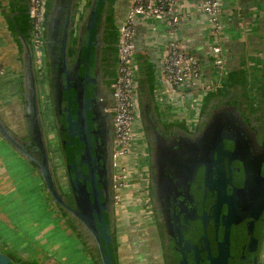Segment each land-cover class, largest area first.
Here are the masks:
<instances>
[{
	"label": "flooded vegetation",
	"instance_id": "1",
	"mask_svg": "<svg viewBox=\"0 0 264 264\" xmlns=\"http://www.w3.org/2000/svg\"><path fill=\"white\" fill-rule=\"evenodd\" d=\"M99 23H101L100 17L96 20L94 40ZM117 39L119 45V35ZM86 40L88 37L85 38ZM115 40L114 36H111V42ZM94 54L95 49L92 48L89 63V75L92 80L95 77L96 65ZM85 59L86 45L83 62ZM46 62L44 66L47 86L45 89L48 92L46 100L42 97V86L39 87L42 113L44 119V110L49 113L50 122L47 129L50 133H47V137L53 165L59 166L61 163L64 169L65 179L62 180L58 175V169L55 171L56 178L63 193L69 194L70 182L60 149L62 141L60 143L58 141L56 124L53 120L54 111L49 94L51 73L49 76ZM238 74L240 77L237 81L229 83L228 86L226 81L221 84L214 82L210 90L195 95L197 98L201 97L199 100L201 104L203 102L202 106L198 104L195 118H192L188 111L176 124L162 123L159 118L157 122L156 120L151 122L149 119L143 120L140 115L136 148L127 160V168L134 173L126 183L135 182L132 185L141 192L142 197H139L143 200L141 208L145 209L140 217L146 219V232L142 233L143 236L139 240L131 228L126 229L125 232L128 234L130 230L133 244L136 243L134 246L141 243L143 249L147 250L148 256L151 257L153 254L156 263L151 261L150 264H212L213 256L220 250H225L224 245L228 246L230 252L227 264H264V241L257 257L251 253L254 228L248 227L247 224L239 225L236 219L232 220V207L237 205L235 193L244 184L248 168H254L255 161L249 160L248 157L256 155L261 148L264 130V78L261 85L255 88L251 83L245 85L243 70ZM112 75L116 80L117 71L111 74V79ZM111 88V94H114L113 85ZM92 90L91 85L90 91ZM209 92L213 94L207 96ZM63 96L64 116L61 122L65 126L63 135L68 160L75 158L80 178L88 174L86 165L81 166L82 163L96 164V175L103 174L102 167L106 168L104 176L112 191L111 203L115 216L114 255H117L120 264L119 254L122 245L118 239L120 233H117L120 230L116 204L121 183H117L118 167L114 162L113 107L106 110L109 115L104 114L99 105H96L95 112H89L90 131L86 132V139L88 138L91 145L86 148L87 145L82 141L76 120L73 121V129L69 130L66 116L68 101L66 90ZM74 107L73 101L71 102L73 113ZM52 131L56 135V147L52 144ZM59 137L61 138V134ZM209 143L214 145L207 149ZM57 153L60 159H57ZM84 154L86 160L81 157ZM130 158H132L131 165L128 162ZM128 187L126 185V188ZM53 207L57 222L70 233L77 245L82 247V243L72 232L71 225L57 207L55 205ZM105 220L110 230L107 214ZM245 260L246 262L243 263Z\"/></svg>",
	"mask_w": 264,
	"mask_h": 264
},
{
	"label": "water",
	"instance_id": "2",
	"mask_svg": "<svg viewBox=\"0 0 264 264\" xmlns=\"http://www.w3.org/2000/svg\"><path fill=\"white\" fill-rule=\"evenodd\" d=\"M85 1L84 10L79 15V5L83 2L82 0H47L44 15V66L47 61L49 76L51 73L49 94L54 111L53 120L56 124L58 141L59 143L62 141L60 149L66 175L70 182L69 194H64L59 186L49 148L39 88L41 72L37 65L34 49L33 21L30 16L29 4L28 17L31 23V32L30 37L24 43L21 70L22 94L26 109V135L25 137L16 135L0 118V137L35 169L50 201L71 225L72 232L82 243V247L91 258L92 263L118 264L117 255L112 253V250L114 253L116 250L114 240L116 228L113 203H111L112 191L104 176L106 168L102 167L103 174L96 175V164L82 163L81 166L86 165L88 174L82 178L79 177L75 158L72 157L68 160L66 155L63 135L65 126L61 122L64 116L62 112L63 92L66 90L68 97L66 116L69 121V130L73 129V121L76 120L77 127L81 131L82 141L88 148L91 145L88 138L86 139V132L90 131L89 112H95L96 105H99L102 112L109 115L106 110L115 105L114 94H111V86L115 83V78L112 75L111 79V74L117 71L119 29L109 26L112 19V9L109 8L112 0ZM99 16L101 23H99L96 40H94V28ZM111 36L116 39L114 42H111ZM86 37L88 40L85 41ZM85 45L86 59L83 62ZM92 48L95 49L94 57H96L93 80L89 75ZM54 68L55 70H53ZM45 71L46 68L43 71V74L46 75ZM141 82L139 73L138 104L141 118L157 122L158 118L153 117L151 107L148 106V98L146 101L143 99L145 94L142 93ZM91 85L92 92L90 91ZM71 97L74 100L71 101ZM73 101L74 113L71 108ZM208 120L206 121L208 122ZM262 138V146L256 155L248 157L249 160L255 161L254 168H248L244 184L235 193L237 205L232 207V220L236 219L239 225L247 224L248 227L254 228L251 253L257 257L264 241V130ZM254 142H256L255 139ZM212 145L214 144L209 143L207 149ZM218 147L220 146L218 145ZM81 157L86 160V154ZM225 193L227 194V188ZM105 214L109 217L110 230L106 225ZM223 247L225 250H220L219 253H216L217 255L213 256L212 264H227L230 252L227 245ZM18 257L0 248V264H34L29 261L25 262L26 260ZM245 262L246 260L243 263Z\"/></svg>",
	"mask_w": 264,
	"mask_h": 264
},
{
	"label": "crops",
	"instance_id": "3",
	"mask_svg": "<svg viewBox=\"0 0 264 264\" xmlns=\"http://www.w3.org/2000/svg\"><path fill=\"white\" fill-rule=\"evenodd\" d=\"M82 1L79 5V15L82 14L86 4L85 0ZM28 4L29 0H0V59L3 68L0 73V118L20 137L26 135V109L22 94L21 70L24 43L31 32ZM195 7L194 0H178L177 8L182 13H192ZM111 9L112 19L109 26L119 28L127 15V0H112ZM224 11L222 41L228 73L219 83L226 81L228 86L237 78L239 71L243 70L245 85H249L252 80V84L255 85L256 75L260 70H262V80L264 78V0H225ZM179 33L191 52L199 59L204 82L215 81L209 56V47L215 38L213 39L206 18L189 16L182 24ZM166 38L167 28L163 24L145 22L138 25L135 36V60L138 77L139 73L141 74V88L142 93L145 94L143 99L146 101L148 98V106L151 107L153 117L159 118L162 123L177 124L182 115L187 113L186 104L181 101V94L164 96L157 80ZM45 82L46 75H40L39 87L42 86L43 99L46 100L48 92L45 89L47 87ZM212 94L213 92H209L207 96ZM198 97L199 104L201 97ZM45 196L49 197L35 169L0 137V227H4L3 231L0 230L2 248L16 255L14 248L18 246L20 250L17 249L16 252L23 254L22 258L27 261L35 258L34 254L37 252V259L33 261L35 263L52 261L55 264L56 262L63 264L64 261L69 260L74 264L77 257L81 264H93L82 247L84 255L81 251L78 252L79 250L75 251L70 233L62 226L61 230L58 229L57 220L53 223L49 217H45L44 211L38 205ZM42 217L46 219V224L42 221ZM10 221L13 224H7ZM126 227L127 225L121 227L119 219V230L126 233ZM31 228L36 230L30 231ZM62 231L63 233H60ZM6 232L13 233V236L7 237ZM59 235L68 239L72 249H65L68 248L67 243L54 247L51 245L57 241ZM19 239L20 242L15 244L14 240ZM43 239H46L44 244ZM25 240L30 242H24ZM6 242L10 244L8 247L5 246ZM36 242H39L41 248ZM38 247L40 249L36 251L35 248Z\"/></svg>",
	"mask_w": 264,
	"mask_h": 264
},
{
	"label": "built area",
	"instance_id": "4",
	"mask_svg": "<svg viewBox=\"0 0 264 264\" xmlns=\"http://www.w3.org/2000/svg\"><path fill=\"white\" fill-rule=\"evenodd\" d=\"M195 10L182 13L178 0H127L128 11L119 27V48L117 78L113 84L115 105L114 162L122 160L127 164L134 153L138 139L140 112L138 104V68L136 65L135 36L138 25L145 22H156L167 28V38L157 80L164 96L180 95L186 104L187 112L195 118L198 101L195 95L212 88L228 73L227 60L223 47V15L225 0H194ZM47 0H29L30 16L33 21V43L39 71H44V15ZM205 17L213 35V44L209 47V56L216 80L204 82L203 69L199 59L191 52L190 47L181 38L179 30L189 16ZM0 59V73H2ZM216 83V84H217ZM194 98V100H191ZM126 167V166H125ZM127 168V167H126ZM131 178L134 172L126 170ZM133 171V170H132ZM128 181V180H127ZM122 185V184H121Z\"/></svg>",
	"mask_w": 264,
	"mask_h": 264
},
{
	"label": "rangeland",
	"instance_id": "5",
	"mask_svg": "<svg viewBox=\"0 0 264 264\" xmlns=\"http://www.w3.org/2000/svg\"><path fill=\"white\" fill-rule=\"evenodd\" d=\"M258 67H260V65H258ZM261 71L262 70H260V72H258V74L256 75V82H254L255 85L252 84L253 80L250 82L253 86H255V88L257 86H260L261 83H262V72ZM42 97H43V95H42ZM44 115H45V121H46V124H47L45 126V129H47V126H49V122H50V119L48 117L49 113H47L46 110H44ZM46 132L48 133L49 129H47ZM51 135H52L51 136L52 144H54V146L56 147V142H57L56 141V135L53 134V131L51 132ZM57 159H60L58 153H57ZM128 162H129V165H131L132 164V158H130ZM116 163H117L116 166L118 167L117 183L120 182L122 184L121 188L118 190V195H117V204H116L117 205V216H118V219H120L121 227H124V226L127 225L126 228L127 229L131 228L132 231L137 235V237H138L137 239L139 240L143 236L142 233L145 234V232H146V225L145 224L147 223L146 219L143 216L140 217V215L144 214L143 210L145 209L143 207L141 208V203L143 202V200H141V198L139 199V197H142L141 196V192H140V190L138 188L135 189V185L134 186L132 185L135 182H133L132 184H130L131 182H127L126 183L127 180H130L129 178H125L126 175H128V172L126 171L127 170V168H126L127 164L124 165L122 163V160H119V159L116 161ZM54 169H55V171H56V169H58V175L61 177L62 180H64L65 179L64 178L65 175H64V169H63L62 164L59 163V166H57V164H56L54 166ZM130 172H133V171L130 169ZM126 185L129 186V187L126 188ZM38 205L42 208V211H44L45 217L46 218L49 217L50 221L55 223L56 222V218L52 215L54 213V207H53L52 202L50 201L49 197L45 196V198L42 201H40V203H38ZM140 211H142V212L140 213ZM58 218L60 219V217H58ZM42 221L45 222L46 219L44 217H42ZM9 223L13 224L11 221L8 222L7 224H9ZM45 224H46V222H45ZM56 224H57V228L61 230V226H60L61 224H59L57 222H56ZM126 228H125V230H126ZM0 230L3 231L4 227H0ZM29 230L30 231H35L36 229L35 228L34 229L31 228ZM1 231H0V233H1ZM63 231L60 232V233H63ZM129 231H128V234L127 233H123L124 231L117 232L118 234L120 233L119 236H118V239H119V243L122 245V249H121L120 254H119L120 255L119 256V263L120 264H150L151 261H152V263H153V261H154V263H156V259H154L155 257L153 256V254L151 255L152 258L150 256H148V254L146 253L147 250L143 249L141 243H140V245L137 244V246H134V244H136V243L133 244V241H132V238L130 237V234H129L130 232ZM36 233H34V235H36ZM6 236L7 237H12L13 233L6 232ZM26 240L24 242H28L29 241V240L28 241H26ZM45 240L43 239V244H44ZM71 240L74 242V244H72V245L75 246V249H76L75 251L79 250L78 252L81 251V253H83V255H84L85 254L84 251L81 249L80 245H77L76 240L73 239V238H71ZM14 241H16V242H14L15 244H18L20 242V239L19 240H14ZM148 241H149V239H148ZM66 243H67L68 248H65V249H67V250L68 249L69 250L72 249V245H70V243L68 242V239H66L64 236L59 235V238L57 237V241L53 242L51 245H53V247H54L56 245H61V244H66ZM36 244L41 248L39 242H36ZM9 245L10 244L8 242H6L5 246L8 247ZM5 246H3V247H5ZM17 247L18 246H16L14 248L15 249L14 252L16 253L17 257L19 256L18 257L19 259H23L22 258L23 254H20L19 252H16L17 249H18V251L20 250V248L19 247L17 248ZM39 247L35 248L36 251L38 249H40ZM0 248H2V244H0ZM34 255H35V258H31L30 259L31 261H29V262H32L34 264H42V263L33 262L34 260L37 259V256H38L37 252H35ZM55 255L57 256V254H55ZM49 257L50 256H48V258ZM75 260L76 261H75L74 264H81V261H79L77 257H76ZM66 261H64L63 264L64 263L65 264H71L69 260H66ZM25 262H27V260ZM43 264H55V262H52V261L46 262L45 261V262H43Z\"/></svg>",
	"mask_w": 264,
	"mask_h": 264
},
{
	"label": "trees",
	"instance_id": "6",
	"mask_svg": "<svg viewBox=\"0 0 264 264\" xmlns=\"http://www.w3.org/2000/svg\"><path fill=\"white\" fill-rule=\"evenodd\" d=\"M238 77H240V76L238 75L237 78L234 80V82L237 81ZM112 253H113V255H114V251H113V250H112ZM115 255H116V254H115Z\"/></svg>",
	"mask_w": 264,
	"mask_h": 264
}]
</instances>
